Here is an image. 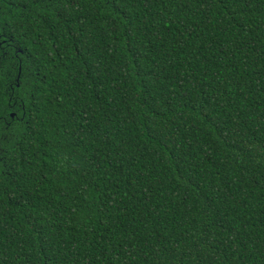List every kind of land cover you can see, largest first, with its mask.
<instances>
[{
    "label": "trees",
    "instance_id": "trees-1",
    "mask_svg": "<svg viewBox=\"0 0 264 264\" xmlns=\"http://www.w3.org/2000/svg\"><path fill=\"white\" fill-rule=\"evenodd\" d=\"M0 264H264V0H0Z\"/></svg>",
    "mask_w": 264,
    "mask_h": 264
},
{
    "label": "water",
    "instance_id": "water-1",
    "mask_svg": "<svg viewBox=\"0 0 264 264\" xmlns=\"http://www.w3.org/2000/svg\"><path fill=\"white\" fill-rule=\"evenodd\" d=\"M13 116V115H12Z\"/></svg>",
    "mask_w": 264,
    "mask_h": 264
}]
</instances>
